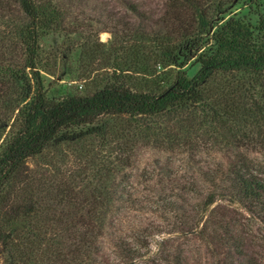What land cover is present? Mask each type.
Segmentation results:
<instances>
[{
  "label": "rangeland",
  "instance_id": "obj_1",
  "mask_svg": "<svg viewBox=\"0 0 264 264\" xmlns=\"http://www.w3.org/2000/svg\"><path fill=\"white\" fill-rule=\"evenodd\" d=\"M39 1L59 15L38 29L36 54L54 102L112 83L161 93L178 72L194 76L218 27L233 19L253 29L264 16V0H204L210 24L200 35L174 0ZM27 23L17 0H0V149L31 96L18 33ZM198 91L160 115L69 128L27 159L32 232L9 231L0 264H221L230 229L204 226L220 206L240 219L241 255L264 264V225L226 195L241 166L264 179V73L215 72Z\"/></svg>",
  "mask_w": 264,
  "mask_h": 264
},
{
  "label": "trees",
  "instance_id": "obj_2",
  "mask_svg": "<svg viewBox=\"0 0 264 264\" xmlns=\"http://www.w3.org/2000/svg\"><path fill=\"white\" fill-rule=\"evenodd\" d=\"M204 0H174L187 9L198 22V33H207L209 24ZM21 13L29 19L18 30L20 44L24 47L23 68L31 78V96L18 110L19 125L7 143L0 149V242L10 239L8 232H32L31 205L22 199L26 183L25 162L40 154L61 132L82 125L92 124L108 114L125 115L135 122L139 116L160 115L169 108L187 101L199 100L200 86L215 72L264 73V16L259 17L252 29L239 20H228L214 33L215 49L199 58L200 68L188 78L183 71L177 73L174 82L158 94L137 92L123 84L112 83L87 96H73L60 101H48L41 76L36 69L38 29L44 23L57 24L58 12L51 5L39 0H17ZM135 12V8L130 6ZM8 67L0 64V80ZM19 77L18 71H13ZM235 170L230 191L226 195L231 202L264 225V179L250 173L245 166ZM208 199L203 206H209ZM203 207V208H204ZM230 206L212 209L204 221L215 229H224L228 237L225 259L221 264H251L241 255L242 240L233 232L240 226V219L229 211ZM204 210V209H203ZM240 214V213H239ZM242 216V215H241ZM243 217V216H242ZM5 227V229H2ZM74 227L66 228L69 237L77 234ZM216 230H214L215 232ZM239 258V260L237 259ZM237 259V260H236Z\"/></svg>",
  "mask_w": 264,
  "mask_h": 264
}]
</instances>
